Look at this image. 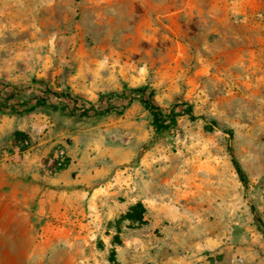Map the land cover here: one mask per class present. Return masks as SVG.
<instances>
[{
  "label": "crops",
  "instance_id": "obj_1",
  "mask_svg": "<svg viewBox=\"0 0 264 264\" xmlns=\"http://www.w3.org/2000/svg\"><path fill=\"white\" fill-rule=\"evenodd\" d=\"M89 1L99 15L121 16V25L106 28L103 35L104 41L114 37L115 44L99 47L108 61L83 44L72 47L71 69L56 63L54 45L38 42L10 52L0 47V81L25 88L23 113L0 111V144H12L16 132L31 140L18 163H0V223L10 229L20 223L13 215L29 217L51 244L55 232L64 230L73 245L115 246L118 260L128 264L139 248L160 252L167 236L165 227L161 233L156 229L201 207L199 190L197 184H174L170 191L165 163H157L155 174L150 150L138 158L154 134L153 115L141 101L129 103L121 114L86 117L83 111L126 103L110 95L145 84L154 90L155 103L168 111L181 95L201 97L206 74L217 83L220 60L228 78L249 90L248 99L264 102V0ZM187 36L212 38L204 42L192 74L184 66L187 48L180 42ZM131 56L135 60L129 61ZM9 91L0 83V99ZM56 91H68L76 100ZM39 99L45 103L38 105ZM58 156L64 166L49 171L48 159ZM138 166L145 173L135 175ZM139 202L146 209L145 223L122 220Z\"/></svg>",
  "mask_w": 264,
  "mask_h": 264
},
{
  "label": "rangeland",
  "instance_id": "obj_2",
  "mask_svg": "<svg viewBox=\"0 0 264 264\" xmlns=\"http://www.w3.org/2000/svg\"><path fill=\"white\" fill-rule=\"evenodd\" d=\"M52 1L56 3L51 4ZM89 3L0 0V47L10 52L38 42L45 48L54 45L56 63L70 69L74 61L72 47L79 44L107 60L109 54L99 53V47L115 44L114 37L104 41L103 35L106 28L121 25V16L106 11L99 15L100 11ZM132 23L130 20L127 24ZM205 41L211 42L212 38L180 39L187 48L183 63L188 74L199 64V51L205 50ZM222 61L216 62L221 71L218 82L211 80L208 73L203 79L201 97H178L170 106L171 109L177 104L175 121L162 131L154 126L152 139L138 155L140 158L151 151L150 158L156 160L155 174H159L158 162L165 163L163 173L170 178V191H174V184H197L201 207L196 211L187 209L177 222H162L156 233L165 227L166 245L157 255L139 248L136 260L128 264H264V231L251 208L253 203L264 221V102L256 97L248 99L249 90L228 78L229 71L222 67ZM126 104L128 100L113 106ZM188 106L198 118L185 112ZM11 145L6 142L0 147ZM233 157L248 175L247 187L240 180ZM133 172L145 173L141 166ZM13 218L20 219V223H11L10 229L7 223H0V264H122L115 246L82 242L73 245L64 230L55 232L57 238L51 244L29 217L15 214ZM119 232L114 235L117 240Z\"/></svg>",
  "mask_w": 264,
  "mask_h": 264
},
{
  "label": "trees",
  "instance_id": "obj_3",
  "mask_svg": "<svg viewBox=\"0 0 264 264\" xmlns=\"http://www.w3.org/2000/svg\"><path fill=\"white\" fill-rule=\"evenodd\" d=\"M1 86L3 89L5 88H10V91L6 95V98L4 100L0 99V111L2 112H8L11 114H21L24 112V102L21 100V92L24 91L25 88L23 87H17L14 85H11L7 82H1ZM47 92H51L50 89L47 90ZM129 94H127L125 91L122 92L121 94H116L112 93L110 96L111 97H122L123 99H128V104L133 102L134 100H139L141 101L144 106L152 113L153 115V124L156 127L157 131H162L165 130L169 127L170 123L174 122L178 113L176 112V107L177 104H174V106L170 109V111L166 112L164 111L160 106H158L155 101H154V90L149 87V85H142L138 87H133L130 88ZM57 96L61 97H67L73 100H76L74 96H72L68 91H56L53 92ZM45 99H39L37 101L38 105L44 104ZM124 105L122 107L118 106H98L94 107L91 106L83 111V116H94L97 114L103 115V114H108L112 112H116L118 114H121L127 105ZM33 107H31L32 109ZM28 110V109H27ZM190 115L191 118L196 119L198 118L193 111L192 106H188V108L185 111ZM204 118V117H201ZM18 137H27L24 134H20L16 132L15 139ZM233 163L236 168V171L240 177L241 182L247 187L248 186V175L238 159L233 157ZM64 166V165H63ZM61 166L60 168H62ZM252 212L254 214V218L256 222L258 223V226L261 230L264 231V221L261 218L258 210L256 209L255 205L252 203L251 204ZM145 212V207L143 206L142 203H137L132 207L130 211H128L123 217V219H136L138 221H143V214ZM116 238H118V235H116Z\"/></svg>",
  "mask_w": 264,
  "mask_h": 264
},
{
  "label": "built area",
  "instance_id": "obj_4",
  "mask_svg": "<svg viewBox=\"0 0 264 264\" xmlns=\"http://www.w3.org/2000/svg\"><path fill=\"white\" fill-rule=\"evenodd\" d=\"M31 147V140L29 137H18L14 139L10 147H0V163L6 162L10 164L18 163L26 150ZM65 163V159L61 157H51L48 159V169L51 172L57 171Z\"/></svg>",
  "mask_w": 264,
  "mask_h": 264
}]
</instances>
